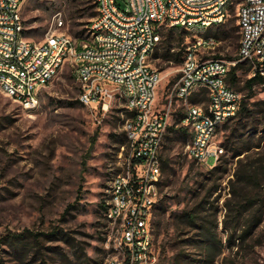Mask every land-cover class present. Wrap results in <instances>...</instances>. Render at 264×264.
I'll return each instance as SVG.
<instances>
[{
  "label": "rangeland",
  "instance_id": "rangeland-1",
  "mask_svg": "<svg viewBox=\"0 0 264 264\" xmlns=\"http://www.w3.org/2000/svg\"><path fill=\"white\" fill-rule=\"evenodd\" d=\"M241 1L232 0L226 19L208 29L220 42L207 56L237 58ZM95 10L92 0H23L25 35L34 42L52 33L87 40ZM168 28L162 27L150 59L162 71L159 106L166 104L181 66V56L167 61L164 52L168 46L179 52L183 40L195 39L193 32L168 34ZM236 68L233 87L247 98L250 113H237L221 126L217 137L225 153L216 164L212 157L207 165L189 158L181 115L174 112L170 118L152 217L156 264H264V179L246 183L243 191L235 186V196L230 183L239 160L264 166V83L246 89L249 66L241 61ZM78 93L75 66L67 60L40 89L33 108L0 91V264H97L107 254L101 204L108 168L124 142L122 105L116 101L104 112L82 104ZM204 99L205 94L198 101ZM188 210L197 216L195 225L180 222ZM20 233H25L21 246L11 245L7 237Z\"/></svg>",
  "mask_w": 264,
  "mask_h": 264
},
{
  "label": "built area",
  "instance_id": "built-area-1",
  "mask_svg": "<svg viewBox=\"0 0 264 264\" xmlns=\"http://www.w3.org/2000/svg\"><path fill=\"white\" fill-rule=\"evenodd\" d=\"M231 1L95 0L87 40L52 33L34 42L25 35L23 0H0L1 92L33 108L40 89L67 60L75 66L82 104L104 112L116 101L122 105L126 141L108 168L103 200L108 250L97 264L157 263L152 217L160 196V151L172 114L180 113L179 125L188 132L187 156L205 165L212 157L216 164L225 153L217 133L238 113L242 98L227 80L230 68L243 61L250 76L264 78V0H242L238 6L237 58L206 55L220 42L208 29L226 19ZM161 25L195 34L183 41L180 73L164 106L157 103L162 71L150 63Z\"/></svg>",
  "mask_w": 264,
  "mask_h": 264
},
{
  "label": "trees",
  "instance_id": "trees-1",
  "mask_svg": "<svg viewBox=\"0 0 264 264\" xmlns=\"http://www.w3.org/2000/svg\"><path fill=\"white\" fill-rule=\"evenodd\" d=\"M92 1H93V7L96 8L95 0H92ZM95 14H96V10L93 11L92 15H95ZM163 26L164 25H161V28L159 30L160 33H161V29H162ZM168 27H169L168 28V34H170V32H172L174 29H180L178 27H172V26H168ZM167 40L168 41L170 40V36H168ZM183 41L181 43V47H180L179 52H176V53L171 52L170 51L171 47L168 46V48L164 52V59L167 60V61H172V59L180 61V56L182 55L180 53H182ZM181 62H182V56H181ZM227 80L229 81V83L232 86L236 85V83L238 81V75H237L236 66H233V67L230 68V70H229V72L227 74ZM257 83H264V78L261 75H259V74H255L253 76H250V77L246 78L245 81H244V87L246 89H248V90H252V87L255 84H257ZM238 113L241 116L248 115L250 113V110H249V108L247 106V98H245V97L241 98L240 107H239ZM125 141H126V138H125V135H124V142L123 143H125ZM250 147L251 146H247L246 149H244L242 151H247V150L250 149ZM239 153H242V152H239ZM254 162H257V161H253L251 163H247V161L243 162L242 160H239L238 168L236 169V171L234 173L235 179L234 180H230L231 189H232V192H233L234 196L236 194L235 186L238 187V191H243L244 188L246 187L245 186L246 183H249V182H252V183L259 182V183H261L263 181V179H264V176H263L264 175V166L259 165L258 164L259 161L257 162L256 165H255ZM162 166L163 165H162V162H161V169H162ZM162 173H163V170H162ZM101 206L104 208V201H102ZM196 217H197L196 214L192 210H188V211H184L182 214H180L179 219H180V222H184L186 224V226H190V225H195L196 224ZM245 232L242 233L241 236H244ZM26 233H28L31 236L37 235V233H33V232L29 231V230H27ZM24 234L25 233L12 234V235H9L7 237V239L9 240V243L11 245L14 244L16 246H21L20 242L24 239ZM211 237L212 236H210V238Z\"/></svg>",
  "mask_w": 264,
  "mask_h": 264
}]
</instances>
